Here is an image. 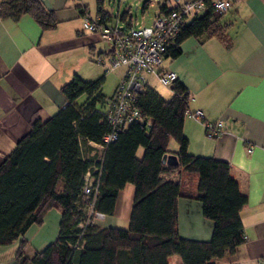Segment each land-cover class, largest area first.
<instances>
[{
    "label": "trees",
    "instance_id": "1",
    "mask_svg": "<svg viewBox=\"0 0 264 264\" xmlns=\"http://www.w3.org/2000/svg\"><path fill=\"white\" fill-rule=\"evenodd\" d=\"M22 15L31 16L43 30L56 26L54 15L39 0H1L0 17L17 20ZM217 18L206 14L192 19L166 55H180L179 44L189 37L201 40L214 36L228 45L226 27ZM103 81L74 76L60 89L68 105L47 121L33 123L1 161L0 245L20 239L18 264H168L167 259L174 255L183 264H214L233 255L245 242L240 211L246 198L231 177L227 162L188 153L182 130L189 94L178 80L168 100L146 86L137 107L149 125L129 124L104 152L94 208L113 215L119 191L127 183L133 185L128 228L90 225L74 248L77 225L83 219L78 204L89 167L81 159L79 144L101 143L110 130L96 107L104 97L98 94ZM82 95L88 99L79 105L76 100ZM171 140L178 145L177 153L168 150ZM166 154L176 155L177 166L162 163ZM180 173L196 177L194 191L182 188L177 178ZM179 198L201 204L203 218L212 222L207 241L179 236ZM52 208L61 213L58 237L29 257L23 237L32 225L41 224Z\"/></svg>",
    "mask_w": 264,
    "mask_h": 264
},
{
    "label": "crops",
    "instance_id": "2",
    "mask_svg": "<svg viewBox=\"0 0 264 264\" xmlns=\"http://www.w3.org/2000/svg\"><path fill=\"white\" fill-rule=\"evenodd\" d=\"M39 1L54 15V28L43 30L29 15L17 20L0 17V163L33 123L45 122L63 109L67 102L60 89L74 76L93 82L104 78L95 75L92 60L108 49L83 28L79 8H86L91 18L127 11L115 7L116 0ZM136 4L142 15L147 10L153 15L154 0ZM166 4L173 5L170 0ZM217 20L226 27L228 45L214 36L186 38L179 44L180 55H166L161 70L177 74L190 97L188 109L203 114L199 120L186 116L183 121L188 153L227 162L246 198L240 211L245 242L214 264H264V0H236ZM154 80L149 76L151 88ZM207 122L220 124L223 135L207 137ZM169 152L177 153V147ZM177 178L183 189L194 191L195 176L180 173ZM133 195L134 187L127 183L117 195L113 215L106 218L128 224ZM177 208L179 236L207 241L212 222L203 218L201 204L179 198ZM14 242L0 245V264H18ZM175 257H169L168 264H183Z\"/></svg>",
    "mask_w": 264,
    "mask_h": 264
},
{
    "label": "built area",
    "instance_id": "3",
    "mask_svg": "<svg viewBox=\"0 0 264 264\" xmlns=\"http://www.w3.org/2000/svg\"><path fill=\"white\" fill-rule=\"evenodd\" d=\"M154 1V13L149 24L133 18L128 9L124 14L108 12L91 18L86 8H79L83 28L95 34L109 47L105 58L99 57L95 63L103 68L104 73L120 70L121 74L112 96L103 97L100 103L103 110L99 112L108 124L109 132L102 137L101 143L79 144L81 159L88 162L89 167L84 175L81 204H78L83 219L77 225L79 233L76 235L77 243L74 248L79 245L88 226L106 218L105 214L95 210L94 204L107 146L116 141L119 132L129 124L140 122L149 125L137 107L139 96L148 86L149 76H153L165 88L171 89L178 79L177 74L161 70V65L184 27L192 19L206 14H211L214 18L223 16L236 0H170L172 6H167V0ZM186 116L199 120L203 114L200 110L192 112L187 109ZM204 127L209 138L223 135L220 124L207 122ZM251 151L250 147L248 152Z\"/></svg>",
    "mask_w": 264,
    "mask_h": 264
},
{
    "label": "rangeland",
    "instance_id": "4",
    "mask_svg": "<svg viewBox=\"0 0 264 264\" xmlns=\"http://www.w3.org/2000/svg\"><path fill=\"white\" fill-rule=\"evenodd\" d=\"M135 2L140 3L141 0H124V2L122 3H120L119 0H116V2L114 3V6L115 7L121 6L122 11L125 6L129 10V15H131L133 18H136L137 20L145 21V23L149 22L150 21L149 18L152 17V12L147 10L146 14L142 15L141 9L139 7L138 8L136 7L137 4ZM103 44L105 47H107V49H109L106 43L103 42ZM101 58H105V56ZM95 61L92 60V65L95 66V69H96L95 75H101L99 77H102V76L104 77V81L102 82V85H101V88L98 94H101L102 96L108 98L112 96L115 90V87L117 86L119 82L121 72L120 70H117V71H111L108 73H104L103 68L97 63H95ZM161 66H165V64L163 63ZM154 81H155L154 86H152L154 90L163 99L168 100L172 95V91L170 89L165 88L160 83H158L157 79H155ZM150 84H153V83L151 82ZM87 99L88 97L86 95H82L80 96V98H78L77 104L81 105L85 101H87ZM96 107L99 110H103V106L100 103H98ZM175 147H177V150H178L177 143L174 140H171L169 142L168 149L171 150ZM60 214L61 213L58 209L52 208L45 213L41 224L39 225L34 224L27 230V232L25 233L23 237L28 243L25 249V254L27 256L29 257L33 256V254L36 251L43 250L46 246H48L49 244L53 243L56 240L59 234V224H60V217H61ZM119 222L120 223L113 222L111 219L107 217L105 218V220L99 222V225L108 226L111 223V225H116L117 227H119V229L128 228V224H125V222L121 224V221ZM19 242H20V239L15 241L13 243L14 246L19 247V244H20ZM174 256H176L175 258H177V255H174ZM171 263H173V259Z\"/></svg>",
    "mask_w": 264,
    "mask_h": 264
},
{
    "label": "water",
    "instance_id": "5",
    "mask_svg": "<svg viewBox=\"0 0 264 264\" xmlns=\"http://www.w3.org/2000/svg\"><path fill=\"white\" fill-rule=\"evenodd\" d=\"M162 163L170 166L175 167L177 166V159L175 154H166L163 156Z\"/></svg>",
    "mask_w": 264,
    "mask_h": 264
}]
</instances>
